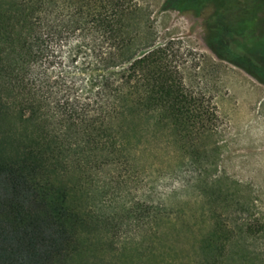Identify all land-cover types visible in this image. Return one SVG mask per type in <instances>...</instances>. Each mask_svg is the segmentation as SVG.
<instances>
[{
	"label": "trees",
	"instance_id": "obj_1",
	"mask_svg": "<svg viewBox=\"0 0 264 264\" xmlns=\"http://www.w3.org/2000/svg\"><path fill=\"white\" fill-rule=\"evenodd\" d=\"M164 5L198 18L209 9V52L264 86V0ZM138 12L135 0H0V264H108L115 217L90 205L92 173L160 152L199 163L194 176L208 172L199 143L217 129L218 109L186 85L185 51L154 44ZM141 208L158 242L177 228L164 204ZM204 214L192 264H232L235 229L215 209Z\"/></svg>",
	"mask_w": 264,
	"mask_h": 264
},
{
	"label": "rangeland",
	"instance_id": "obj_2",
	"mask_svg": "<svg viewBox=\"0 0 264 264\" xmlns=\"http://www.w3.org/2000/svg\"><path fill=\"white\" fill-rule=\"evenodd\" d=\"M135 1L140 30L147 28L154 44L174 40L185 51L184 81L212 98L220 122L199 143L204 151L200 161L208 171L201 177L191 174L199 163L181 165L177 157L161 152L144 154L139 163H126L117 171L92 173L90 205L115 217L108 242L117 251L108 249L103 257L108 264H192V232L206 224L204 211L215 209L237 234V244L228 253L231 263L264 264V231L244 234L248 225L264 227V86L209 52L203 25L209 9L198 18L168 9L166 0ZM152 202L164 204L176 220L177 228L169 229L162 242L151 236L146 208H141ZM142 223L144 238L139 235Z\"/></svg>",
	"mask_w": 264,
	"mask_h": 264
}]
</instances>
